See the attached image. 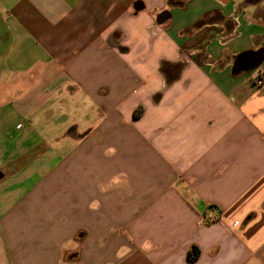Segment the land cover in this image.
I'll return each mask as SVG.
<instances>
[{"label": "crops", "instance_id": "1", "mask_svg": "<svg viewBox=\"0 0 264 264\" xmlns=\"http://www.w3.org/2000/svg\"><path fill=\"white\" fill-rule=\"evenodd\" d=\"M258 76L264 0H0V264H264Z\"/></svg>", "mask_w": 264, "mask_h": 264}, {"label": "trees", "instance_id": "2", "mask_svg": "<svg viewBox=\"0 0 264 264\" xmlns=\"http://www.w3.org/2000/svg\"><path fill=\"white\" fill-rule=\"evenodd\" d=\"M165 66H166L165 64L162 66V71H163V69H165ZM140 115H142V108H140L139 110H137L134 113V117L138 118ZM199 254H200V252H199L198 248L197 247H193L191 252L188 254L189 262H195L198 259Z\"/></svg>", "mask_w": 264, "mask_h": 264}, {"label": "built area", "instance_id": "3", "mask_svg": "<svg viewBox=\"0 0 264 264\" xmlns=\"http://www.w3.org/2000/svg\"><path fill=\"white\" fill-rule=\"evenodd\" d=\"M255 86L258 87V88H261L264 86V78L263 77H260L258 76L255 80ZM216 213H217V210L214 211V213L212 214H209L206 216V221L207 222H213V221H216L218 219V217L216 216Z\"/></svg>", "mask_w": 264, "mask_h": 264}, {"label": "water", "instance_id": "4", "mask_svg": "<svg viewBox=\"0 0 264 264\" xmlns=\"http://www.w3.org/2000/svg\"><path fill=\"white\" fill-rule=\"evenodd\" d=\"M166 12H164V13H162V14H160V15H158V17H157V19H156V22H157V24H162V23H164L165 21H166Z\"/></svg>", "mask_w": 264, "mask_h": 264}]
</instances>
